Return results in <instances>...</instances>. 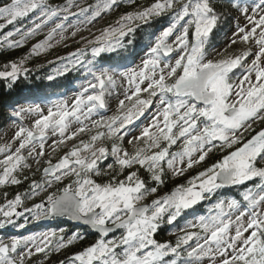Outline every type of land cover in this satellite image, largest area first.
I'll list each match as a JSON object with an SVG mask.
<instances>
[{
  "label": "snow or ice",
  "instance_id": "6c2138e0",
  "mask_svg": "<svg viewBox=\"0 0 264 264\" xmlns=\"http://www.w3.org/2000/svg\"><path fill=\"white\" fill-rule=\"evenodd\" d=\"M125 4L135 0H66L55 6L48 0H0V29L35 14L28 25L0 37V48H21L48 29L28 55L5 65L0 79L11 89L22 75L27 77V60L53 47L57 36L59 43L71 29L74 38L82 26ZM230 21L234 28L228 44L217 51L212 38ZM153 22L160 27L142 46L140 63L122 56V49L135 51L137 30ZM81 39L84 47L61 58L47 76L51 81L83 73L85 84L71 103L60 99L11 112L17 130L0 147V188L29 180L24 171L31 168L29 159L42 175L11 199L3 193L0 228H23L16 218L28 213L34 221L65 219L96 234L93 243L60 264H264V0H152L125 11L92 39ZM237 43L247 48L229 52ZM114 96L118 103L109 116L105 113ZM153 107L148 125L131 135L129 126ZM26 117L32 119L30 126L24 125ZM256 123L262 127L252 134ZM84 134L87 139L74 143L55 163L45 151L50 135L58 137L50 146L55 152ZM126 136L130 150L124 147ZM214 151L222 157L186 184L157 195L169 173L183 176ZM101 176L106 179L98 182ZM242 186L238 198H220L222 189ZM36 197L39 203L24 206ZM205 201L210 206L197 215L196 206ZM21 207L24 211H17ZM190 211L191 220L170 229L174 243L155 239L161 227L175 225ZM86 238L80 232L66 235L61 227L0 240V264H26L38 254L47 258Z\"/></svg>",
  "mask_w": 264,
  "mask_h": 264
},
{
  "label": "trees",
  "instance_id": "16d2710c",
  "mask_svg": "<svg viewBox=\"0 0 264 264\" xmlns=\"http://www.w3.org/2000/svg\"><path fill=\"white\" fill-rule=\"evenodd\" d=\"M66 0H49L48 2L50 4H61ZM4 2H7V0H4ZM250 2V0H249ZM152 3V0H135V4H125L122 5L119 9L113 11L111 15L108 17V21H104L103 24L106 26L112 22H115L120 15L124 14L125 11H133L138 5L141 6H147ZM235 13H233L234 15ZM25 22L20 21V24H24ZM19 25V23L17 24ZM160 27L159 23L153 22L151 26L144 25L143 29H138L135 36V51H132V47L130 46L127 51L120 50V53L122 56H128L133 58V56L139 52L142 51V46H146L148 43V39L154 31H156L157 28ZM230 25H226L224 29L229 28ZM221 32H217L213 38H212V46H216L221 44ZM153 36H151V39ZM26 47L18 48V49H8L3 48L0 50V70H5V65H9L12 62H15L23 57L27 52ZM42 60L39 57H31L29 60H27L28 64V75L27 77L21 76L19 80L12 86L10 89L8 87V84L4 80H0V130L3 128L4 124L8 122V120L11 118V112L10 109L13 108L14 104L17 103L19 98L23 96H31V100H41L43 99L45 101L49 100L50 98L54 96H59L62 94L67 87L77 84L80 81L83 80L84 75L80 71H73L65 74L64 76H58L55 79L49 81L47 79V76L49 74H54L53 70L49 69V67L42 65ZM131 62V61H129ZM35 98V99H34ZM262 125L260 123H256L253 125V132L260 130ZM80 139H87V135L84 134L81 137H78L74 141H67L66 145H63L57 155L52 158V162L55 163L61 156H63L67 151L70 150L71 146L74 143H79ZM223 153L214 151V153L210 154L209 157L206 159V161L201 164L197 165L196 168L189 169L184 174H188L191 176H195L197 172H200L204 170L206 166H210L212 163L216 162V160L220 157H222ZM111 162V158L104 161L101 164V167L103 168L107 163ZM25 173L28 175L29 180H25L20 185H9L5 186L3 188H0V204L4 202V196L3 193L6 191L8 193V198L11 199L14 197V195L17 192H24L28 188V184L30 180L36 179L39 180V177L41 176V172L32 171L30 169H25ZM38 173V174H37ZM141 174L145 175L142 170ZM187 178L186 176L176 177L173 178L171 174L169 173L168 177L166 178L165 184L160 187L157 195H163L166 192L171 191L176 185L178 184H186L187 181H185ZM97 181L105 180L106 177H96ZM234 189H222L220 198L226 197L229 199L238 198L236 195H234ZM154 197H148V201H151ZM31 201V200H25ZM210 202L205 201L201 203L200 205L196 206V214H205L207 210V206H209ZM28 207V206H26ZM193 218V215L190 212L184 213L177 221L176 224L181 225L185 223L187 220H191ZM16 224H24L25 226L23 228H20L18 226L8 225L4 228H0V240H3L4 242H10L12 239H24L26 235L33 234V233H43V232H52V231H59L61 227L65 229V234H71L72 232H80L84 235H86V239L82 241H77L70 247L61 250V252L56 253L53 252L50 254L47 258H44L43 254H38L37 256L32 257L30 261H26V264H60L61 260H64L67 256H70L74 254L77 251L82 250L84 247H87L89 244L93 243L95 241L96 234L92 233L88 230H86L83 227H78L76 225H73L64 219H57V220H50L49 222H41L31 220L29 214L21 216L16 219ZM173 226H169L165 224L163 227H161L158 232L155 234V239L159 242H166L170 241L172 243L175 242V238L171 237L170 235V229H173ZM120 233L117 231L116 233L111 234V236H118ZM111 238V237H110Z\"/></svg>",
  "mask_w": 264,
  "mask_h": 264
},
{
  "label": "rangeland",
  "instance_id": "374dc122",
  "mask_svg": "<svg viewBox=\"0 0 264 264\" xmlns=\"http://www.w3.org/2000/svg\"><path fill=\"white\" fill-rule=\"evenodd\" d=\"M94 2H95V0H81L82 4H90V3H94ZM65 3H66V1H64L61 4H56V5H63ZM51 5L55 6V4H51ZM75 10L76 9H73V11H75ZM111 13L104 15L102 18H99L97 21H95L91 25L82 26V30L74 38L71 36V29H69V31L67 33H65L66 39L57 43L56 41H59V39H60L59 36H57L55 38V40H53V42H52L53 47H51L50 49H48L45 52H42L40 55H34L32 57H39L42 60L41 61L42 65L47 66V67H49V69L53 70L54 68H56L60 64L61 58L70 57L71 53L76 52L78 48L84 47V41L81 39L82 37L86 38V39H92L95 35H99L101 29H103L104 27H107L111 24H114V22H112L106 26L103 24L104 21L105 22L108 21V19H109L108 17L111 15ZM235 15L236 14H234L233 16H235ZM34 18H35V14H31L27 19L23 20V22H25L24 24H20V22H18L19 25H17L18 23L6 25L3 29H0V37H3L9 31H13L16 27H24V26L28 25L29 21L31 19H34ZM70 20H71V23H73V24L77 23V21L74 17H70ZM0 23H3V21H0ZM240 23H241V25H243L245 23V21L243 19H241ZM229 25H230L229 28L223 29L221 32V35H220L221 36V41H220L221 44L215 46L217 51H222L223 49L226 48V46L228 44L229 37L231 36V30L234 28V21H230ZM47 31H48V29L45 28L44 31L41 32L40 34H38L37 36L32 37V38L25 41L23 47H26L27 53L25 55H23V57L28 55L33 44H35L38 41H40L41 39H43V36H44V34H46ZM156 34L158 35L159 33L157 32ZM13 39H19V37L18 36L13 37ZM154 39H155V36H153L152 40H154ZM246 48H247L246 45L237 43L236 45H233L232 48L228 49V51L231 53L239 54L240 52L244 51ZM1 49H3V48H0V50ZM16 49H18V48H16ZM143 56H144V52L141 51V52L135 54L133 56L132 60L135 61V64H139L140 59ZM209 58H218V57H216L214 55H210ZM19 60L15 61V62H18ZM249 62H250V59H249ZM25 67L28 68L27 62L25 64ZM3 70H0V71H3ZM240 71H241L240 69L235 70L237 76H239ZM0 80H2V79H0ZM84 84H85V78H83V80L80 81L79 83L73 84V85L67 87L66 90L62 94H60L59 96H54L47 101H45L44 99H43V101H41V100H38V98H37V100H31V98H32L31 96H28V97L23 96V97L19 98L17 103L14 104L13 108L10 109V112H12L13 109H19L21 107H28L29 105H32V104H41L43 106H47V105H50L52 102H54L56 100H60V99L67 100L70 104L72 99L74 98V96L82 90V85H84ZM144 86H146V84ZM143 95L146 97L147 94H143ZM117 103H118V101L114 96L113 99L111 100V103H110V109L105 114L109 115V116L113 115L115 113ZM46 110L47 109L45 107V111ZM154 111H155L154 107L146 110L144 116L140 117V119L136 120L132 125L129 126V128L131 130V135H139L140 130L143 127L148 125ZM23 122H24L25 126H30L32 119L26 117ZM16 130L17 129L13 125L12 118H10L8 120V122H6L3 126V128L0 130V147H3L4 145H6L7 143H9L11 141V139L14 135V132ZM129 138H130V136L125 137L124 147L128 148L130 150V146L127 144V140ZM56 139H58V137H53L50 135L49 139L46 143L45 151L47 154L51 155V159L57 155V153L59 152V150L62 147H64V146H59L57 151L52 152V149L50 146L52 145L53 140H56ZM16 146H18V145H16V144L13 145V150ZM177 147H178V145L174 146L173 150H176ZM25 155H26V153H25ZM2 156H3V154L0 153V158H2ZM48 158H49L48 155H46L43 159L47 160ZM28 163L31 165L30 170L36 171L38 165L34 161H32L31 159L28 160ZM44 166H47V165L41 164L39 167L42 168ZM196 166L197 165H194L193 168H196ZM198 173L199 172H197V174ZM197 174H195V175H197ZM41 175H42V172H41ZM186 175H187V178L185 181H188L189 179H191L193 177V176L188 175V174H186ZM186 175L184 174L183 176H186ZM176 177H181V176H176ZM176 177H173V178H176ZM252 183L253 182H249L246 186L251 187ZM243 187L244 186H242L241 188H233L235 191L234 195H236L238 197V194L241 190H243ZM232 198H234V197H232ZM224 199H229V198L224 197ZM40 200H41V197H36L35 200H31V201H27V202L25 201L24 206L30 207L33 203H39ZM145 203H147V200L145 201ZM148 203H150V201H148ZM209 206H210V204H209ZM209 206H207V208ZM17 211L23 212L24 208L23 207L18 208ZM27 214L28 213H24V215H27ZM41 222L42 221H39V223H41ZM181 223H182L181 225L175 224L173 228L178 227V226H182L184 224L183 222H181ZM36 234H39V233H33V234L26 235L24 238L31 236V235H36ZM177 235H179V233H177ZM171 237L176 238L175 235H171Z\"/></svg>",
  "mask_w": 264,
  "mask_h": 264
},
{
  "label": "water",
  "instance_id": "95a60500",
  "mask_svg": "<svg viewBox=\"0 0 264 264\" xmlns=\"http://www.w3.org/2000/svg\"><path fill=\"white\" fill-rule=\"evenodd\" d=\"M65 220V219H64ZM50 221V220H49ZM49 221H42V222H49ZM65 221H67V220H65ZM67 222H69V223H71V224H73L72 222H70V221H67ZM74 225V224H73ZM76 226H78V225H76ZM78 227H83L84 228V226H78Z\"/></svg>",
  "mask_w": 264,
  "mask_h": 264
}]
</instances>
